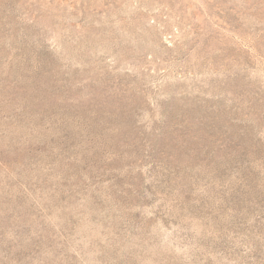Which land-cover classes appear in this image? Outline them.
Instances as JSON below:
<instances>
[{
	"label": "rangeland",
	"instance_id": "1",
	"mask_svg": "<svg viewBox=\"0 0 264 264\" xmlns=\"http://www.w3.org/2000/svg\"><path fill=\"white\" fill-rule=\"evenodd\" d=\"M0 264H264V0H0Z\"/></svg>",
	"mask_w": 264,
	"mask_h": 264
}]
</instances>
